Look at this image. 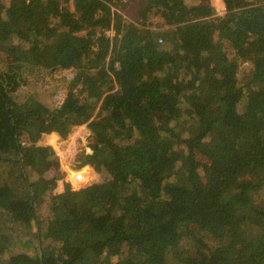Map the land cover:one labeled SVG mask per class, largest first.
<instances>
[{"label": "trees", "instance_id": "trees-1", "mask_svg": "<svg viewBox=\"0 0 264 264\" xmlns=\"http://www.w3.org/2000/svg\"><path fill=\"white\" fill-rule=\"evenodd\" d=\"M127 1L0 0V262L264 264V0ZM36 66L82 84L26 110ZM85 123L111 179L59 192Z\"/></svg>", "mask_w": 264, "mask_h": 264}, {"label": "rangeland", "instance_id": "rangeland-1", "mask_svg": "<svg viewBox=\"0 0 264 264\" xmlns=\"http://www.w3.org/2000/svg\"><path fill=\"white\" fill-rule=\"evenodd\" d=\"M211 1L213 5L216 6L217 14L222 15L226 12L224 0H211ZM140 2H141L140 0H128L127 1V7L125 9H122V13L124 14L125 17H127L128 20L135 21L138 19L139 17L138 13L140 10ZM72 8H74L73 4H72ZM149 21H151L152 24H158V23H161L162 18H159L155 15H151L149 18ZM90 66H91V63L89 62L87 57L82 58V60L80 59L78 63H75V65L71 67V69H74V71L72 72L73 77L77 74L80 75L83 69L90 68ZM64 72H65V69H62L59 72H52L51 68L49 67H43V66L34 67L29 72L28 81L24 83H20L21 86L18 92L14 91V95L17 101L22 105V102H24L25 100V98L23 99L22 95L25 96L26 94H28V96H30L31 94H33V96L36 99H38L40 102H43L45 105L48 106V108H51V109L60 108L61 106L58 107L60 103L55 105L54 107H50V106H52L55 98H58V100L60 101L61 99L59 98L63 96L61 95V91L65 87L66 82L64 80H61L59 76H62ZM54 76H57V77H54ZM81 84L82 82L72 87L70 90L67 91L65 96L67 97L69 92L77 90L78 87L81 86ZM54 86H58L59 89H56ZM54 134L56 136V133H50L46 135L44 142L50 145L52 143L51 141L52 139H50L49 137ZM86 138L83 141L85 142V144L89 145L88 138L87 139ZM81 162H82V159H81ZM96 176L97 177L94 182H103L105 179H111V176H108L104 172L96 171ZM66 183H67V179L60 180V185L58 187L59 192H64L66 189H68L67 187L69 183L68 184ZM261 196L264 198V193L263 195L261 194ZM246 229L247 231H250L251 228L249 229L248 227H246ZM0 264H5L4 260L0 262Z\"/></svg>", "mask_w": 264, "mask_h": 264}, {"label": "built area", "instance_id": "built-area-1", "mask_svg": "<svg viewBox=\"0 0 264 264\" xmlns=\"http://www.w3.org/2000/svg\"><path fill=\"white\" fill-rule=\"evenodd\" d=\"M162 41V38H160ZM59 89L58 86H54ZM49 102V101H48ZM44 104L43 102H41ZM45 105V104H44ZM48 107V106H47ZM78 129H73L67 138L60 137L56 133L50 136L52 143L50 144L57 155V164L60 170L65 172L68 189L80 190L92 185L96 179V169L89 162H81L85 156L92 154V148L83 141L88 136L82 131L88 127V124H81ZM89 128V127H88ZM86 138V139H87ZM83 141V142H82ZM64 180V179H61ZM60 185V181H59Z\"/></svg>", "mask_w": 264, "mask_h": 264}, {"label": "crops", "instance_id": "crops-1", "mask_svg": "<svg viewBox=\"0 0 264 264\" xmlns=\"http://www.w3.org/2000/svg\"><path fill=\"white\" fill-rule=\"evenodd\" d=\"M71 68V67H70ZM20 86H21V84L20 85H18L16 88H15V91H19V88H20ZM29 94H31V93H29ZM22 97H23V99L25 98V100H24V102H22V105H23V107L26 109V110H29L31 107H36V108H38V106H46L47 107V105H44V104H39L38 105V103H41L38 99H36L34 96H33V94H31L30 96H28V94H26L25 96L24 95H22ZM66 99V96L61 100V102H60V104L58 105V107H60L61 106V104L63 103V101ZM23 103H25V104H23ZM25 105H27V106H25ZM48 108V107H47ZM52 110H54V109H49L48 108V110H47V112H50V111H52ZM80 126H82L81 124H80ZM79 128V125H76V126H74V130L75 129H78ZM82 131L83 132H85V135L86 136H88V135H90V133H91V131H90V129L88 128V127H86V128H83L82 129ZM44 139H45V136H44V138H43V141H44Z\"/></svg>", "mask_w": 264, "mask_h": 264}]
</instances>
